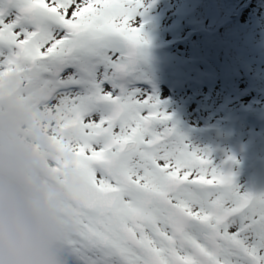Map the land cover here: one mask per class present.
<instances>
[{
  "label": "snow or ice",
  "instance_id": "snow-or-ice-1",
  "mask_svg": "<svg viewBox=\"0 0 264 264\" xmlns=\"http://www.w3.org/2000/svg\"><path fill=\"white\" fill-rule=\"evenodd\" d=\"M143 0H0V108L61 196L62 264H264V192L186 143L140 65Z\"/></svg>",
  "mask_w": 264,
  "mask_h": 264
},
{
  "label": "rangeland",
  "instance_id": "rangeland-1",
  "mask_svg": "<svg viewBox=\"0 0 264 264\" xmlns=\"http://www.w3.org/2000/svg\"><path fill=\"white\" fill-rule=\"evenodd\" d=\"M143 2L145 7L139 19L143 24L144 33L150 40V46L146 49V59L142 62L151 61L152 64L169 66L171 74H177L187 82V85L182 88L181 84L169 83L164 76H161L162 74H159V77L157 75L152 77L150 73L147 75L145 87L159 98L162 110L172 117L169 124H175L179 133L185 137L186 143L194 148L206 150L218 164L223 163L228 156L234 157L235 163L225 164L224 170L234 173L237 184L244 190L264 192V158L257 157L255 150L249 147L253 134L249 139L244 138V134L236 138L232 132L227 130L230 127L235 129V127H229L224 123L226 114L228 117L225 118L229 121L243 102L248 103L247 100L243 101L240 93L235 90L237 82L247 84L242 80L245 76L238 72L222 74L225 68L221 66L220 70L208 76L206 72L201 73L191 66H187L190 72L186 73L184 72L186 67H183V64L194 62V60H189L194 57V49L185 50L187 42L195 38L198 30H204V36L207 37L206 30L217 28L221 21L227 23V18L232 16L231 12L226 9L225 12L220 7H217L218 10L215 12L208 7V9L206 7L200 9L204 1L199 0L193 2L189 0H143ZM189 4L190 6L187 7ZM198 12L201 17L194 19V15ZM217 35L219 34L213 36L211 40L212 46H214V41L217 45L223 41L222 38L218 40ZM201 46L205 45L202 43ZM197 61L198 65L202 64L212 71L205 57ZM148 70L151 71V69ZM143 71L146 72L147 69ZM201 78L214 81V83L208 86L200 85L199 91H196L194 84L197 79ZM251 78L254 80L253 77ZM221 84H226V91L235 92L237 97L227 96L222 100L225 96L220 94ZM210 86L214 87L209 88ZM227 105L228 108L221 111V106ZM253 111L256 123L261 121L258 119L264 118V107L261 108L259 104H255ZM258 113L261 114L258 116ZM18 124L19 120L12 122L15 132L28 138L30 135L27 133L26 126L18 127ZM262 151L264 152V148ZM244 184L246 185L243 186Z\"/></svg>",
  "mask_w": 264,
  "mask_h": 264
},
{
  "label": "clouds",
  "instance_id": "clouds-1",
  "mask_svg": "<svg viewBox=\"0 0 264 264\" xmlns=\"http://www.w3.org/2000/svg\"><path fill=\"white\" fill-rule=\"evenodd\" d=\"M25 122L7 106L0 108V264H62L61 196L49 163L35 150L42 139L17 134L12 122Z\"/></svg>",
  "mask_w": 264,
  "mask_h": 264
},
{
  "label": "trees",
  "instance_id": "trees-1",
  "mask_svg": "<svg viewBox=\"0 0 264 264\" xmlns=\"http://www.w3.org/2000/svg\"><path fill=\"white\" fill-rule=\"evenodd\" d=\"M189 1L193 2L194 0ZM199 1H204L202 7H199L200 9L208 7L209 9L212 8L211 10L215 12L218 10L217 7H220L223 11H225V9L229 10L232 16L227 18V23L221 21V24L217 28L206 30L208 34L207 37L204 36V30H198L195 38L187 42L185 50H190V48L194 49V57L189 59L190 61L194 60V62L191 64H183V67H186L184 72H190L187 66H191L201 73L205 74L206 72V76H208L214 71L217 72V70H220L219 67L221 66L225 68L223 72L221 71L222 74L238 72L240 75L245 76V79L242 78V80L246 81L248 85L237 82L235 90L240 93L243 101L247 100L248 103L244 104L243 102L236 109L234 112L235 114L231 116L229 121L226 120L228 117L227 114L225 115L226 118L223 116L224 123L229 127H235V129L230 127L227 130L232 132L236 138L239 137L238 135L244 134L243 137L249 139L253 134V138H250L249 147L255 150L257 157L264 158V152L262 151V148H264V118L258 119L261 121L256 123V119L253 115L255 104H259L261 108L264 107V0ZM188 6H190V4L187 5V7ZM200 17L199 12L194 15V19ZM216 34H219L216 36L218 37L217 39L219 40L222 38L223 41L218 45L215 44L214 41V46H212L211 40ZM202 43L205 45L204 47L201 46ZM250 50H252V52H249ZM202 57L208 60V66L212 71H209L202 64L198 65L197 60H200ZM140 67L143 70L147 69L145 73L147 75L151 73L150 75L152 77L156 75L159 77V74H162L161 76H164L171 84H181L182 88L187 85V82L181 79L177 74L174 75L169 72V66L165 67L159 64H152L151 61H146L141 62ZM148 69H151V71ZM251 77H253L254 80H252ZM211 83H214V81H206L201 78L196 80L194 87L196 91H199L200 85L205 84L208 86L211 85ZM211 87L214 86H210L209 88ZM228 87L230 86L228 85ZM226 89V84L220 85V94L225 96L222 100L226 99L227 96L237 97L235 92L226 91ZM221 107L222 111L228 108V105ZM224 114L222 113V115ZM260 114L261 113H258V116ZM246 175L247 173L244 177ZM245 185L246 184L243 186Z\"/></svg>",
  "mask_w": 264,
  "mask_h": 264
}]
</instances>
